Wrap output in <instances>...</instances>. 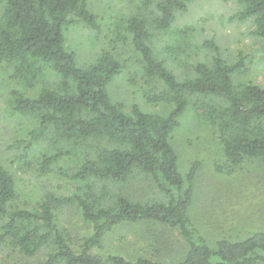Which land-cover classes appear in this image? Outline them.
Listing matches in <instances>:
<instances>
[{
  "label": "trees",
  "instance_id": "1",
  "mask_svg": "<svg viewBox=\"0 0 264 264\" xmlns=\"http://www.w3.org/2000/svg\"><path fill=\"white\" fill-rule=\"evenodd\" d=\"M3 1L6 8L0 32V72L8 67L16 79H36L47 70L59 78L56 88L43 86L37 96L24 98L14 92L13 111L39 116V127L31 134L30 142L51 132L62 145L74 146L84 154L73 180L85 184L87 193L52 197V202L57 207L76 203L92 230L75 252L56 229L51 204H43L39 213L18 210L9 214L16 183L0 162V218H8L3 232L14 249L21 255L33 256L52 243L53 252L41 264H264V231L238 240L217 239L212 246L201 237L187 214L198 164L193 163L182 176L171 145L172 133L190 99L217 98L226 103V108L209 107L207 118L221 132L227 168L231 170L248 159L264 162V89L253 83L234 87L233 75L240 71L241 63L227 65L216 57L212 66L196 64L194 76L179 81L163 60L153 57L147 45L148 22L131 18L127 31L132 35L133 46L144 60L147 76L162 86L159 93L146 100L170 108L160 115L144 112L134 104L126 112L124 105L113 101L107 91L124 65L111 54L103 53L94 63L80 67L66 46L65 32L69 27L80 23L96 26L87 0ZM191 1L157 2L153 28L167 30L175 13L185 11ZM237 2L242 8L239 19L253 18L254 33L264 40V0ZM28 85L31 88L30 81ZM71 149L49 157L45 164L63 159L71 154ZM140 175L150 178L166 201H136L117 189ZM96 184L102 189H97ZM109 184L115 191L108 190ZM123 223H149L177 230L187 249L177 263L143 258L128 262L118 255L102 258L94 254L105 235ZM155 251L161 253L158 248Z\"/></svg>",
  "mask_w": 264,
  "mask_h": 264
},
{
  "label": "rangeland",
  "instance_id": "2",
  "mask_svg": "<svg viewBox=\"0 0 264 264\" xmlns=\"http://www.w3.org/2000/svg\"><path fill=\"white\" fill-rule=\"evenodd\" d=\"M160 0H87L96 26L75 24L65 32L66 46L75 54L76 64L86 67L103 53L111 54L124 65L123 71L109 84L107 91L113 101L122 103L129 112L132 105L142 111L164 115L170 106L146 100L161 90L155 78L147 76L144 60L127 31L131 18L144 19L150 31L147 45L156 60H163L179 81L192 78L193 66H212L218 57L227 65L241 63L233 75L237 89L253 83L264 89V40L255 35L253 18L241 20L237 0H192L185 11H177L167 30L153 28ZM5 2L0 0V32L5 21ZM11 69L0 72V162L12 174L16 197L9 206L14 211L39 213L45 203L51 204L55 226L72 245L75 252L91 235L90 224L82 218L76 203L57 207L52 197L66 198L87 193L86 185L73 180L84 154L74 146H64L55 134L47 132L30 142L39 127L40 118L13 111L14 92L24 98L37 96L45 88H56L59 78L44 71L34 78H14ZM30 81V85H28ZM209 107L221 110L226 103L193 96L171 136V145L178 160L179 173L186 176L197 163L192 199L187 214L208 245L217 239L238 240L255 231H264V162L248 159L229 170L223 156L221 132L207 115ZM71 149L63 159L45 164L55 154ZM81 152V153H80ZM90 149L85 153L87 156ZM101 190V185H95ZM108 190L115 191L110 184ZM187 184L185 183V187ZM120 193L141 201H166L150 178L143 175L120 186ZM8 218H0V264H41L53 252V244L40 248L33 256H24L5 237ZM53 241V240H52ZM155 248L161 250L157 253ZM187 247L177 230L149 223H123L109 231L94 254L106 258L122 256L128 262L137 259L177 263Z\"/></svg>",
  "mask_w": 264,
  "mask_h": 264
}]
</instances>
